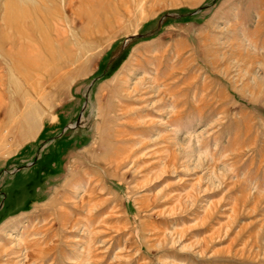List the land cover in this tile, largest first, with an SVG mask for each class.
Segmentation results:
<instances>
[{
	"label": "rangeland",
	"instance_id": "rangeland-1",
	"mask_svg": "<svg viewBox=\"0 0 264 264\" xmlns=\"http://www.w3.org/2000/svg\"><path fill=\"white\" fill-rule=\"evenodd\" d=\"M0 264H264V0H0Z\"/></svg>",
	"mask_w": 264,
	"mask_h": 264
},
{
	"label": "bare ground",
	"instance_id": "bare-ground-1",
	"mask_svg": "<svg viewBox=\"0 0 264 264\" xmlns=\"http://www.w3.org/2000/svg\"><path fill=\"white\" fill-rule=\"evenodd\" d=\"M23 14H24V13H23ZM19 21H20V20H19ZM14 23H15V22H14ZM23 24H25V23H23ZM13 25H14V24H13ZM15 25H16V23H15ZM30 27H31V28H30ZM30 27H29V30H30V31H33V32H34V31H38V30L40 29V24L38 25V28H37V25H36L35 27H34V25H33V26H30ZM15 29H16V31L21 32V33H22V32H27V31H26L27 28L24 27V26H23V27H21V26L16 27V26H15ZM27 30H28V29H27ZM20 35H22V34H20Z\"/></svg>",
	"mask_w": 264,
	"mask_h": 264
}]
</instances>
